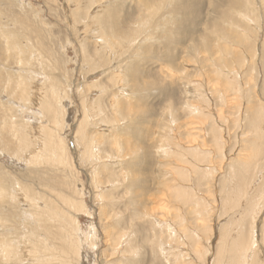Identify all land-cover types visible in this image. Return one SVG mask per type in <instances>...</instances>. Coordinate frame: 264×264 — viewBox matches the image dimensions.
<instances>
[{
	"label": "rangeland",
	"instance_id": "rangeland-1",
	"mask_svg": "<svg viewBox=\"0 0 264 264\" xmlns=\"http://www.w3.org/2000/svg\"><path fill=\"white\" fill-rule=\"evenodd\" d=\"M90 1L0 0V83H3L0 85V146L11 152L0 151V173H10L11 179L24 182L19 195L21 199L24 197L20 206L24 205L25 212L17 209L20 218L10 213V222L3 216L8 226L6 232L13 238L16 234L25 242L20 248L27 247L29 264V257H37L35 244L42 236L53 246L49 251H53L54 260L49 264H60L62 260H67L66 264H172V261L173 264L174 261L175 264H226L228 260L234 261L228 243L235 237L238 239L232 226L238 231L236 220L241 219L238 215L246 209L244 201L248 197L242 196L241 207H234L238 202L233 196V175L229 167L236 165L238 157L243 155L241 143L248 144L253 136L245 130L248 115L245 107L254 104L264 110V0H146L148 5L142 7L140 0H116L120 6L112 12L104 0L89 7ZM96 15L113 16L120 25L116 24V31L133 33L128 45L125 40L115 43V48L122 45L126 52L117 49L113 50L115 53L110 50L111 55L109 51L102 52L105 40L97 37L100 25H94ZM24 44L33 49L28 57L20 53ZM224 46L233 54L229 55ZM165 62L170 63V72H163ZM129 63L132 67L128 71ZM89 64L95 67L92 73ZM121 71L134 74L133 80L144 84L145 92L139 94L124 84L117 87L111 82L112 74ZM16 73L19 78L27 75L24 80L32 81L30 88L34 89L30 97L23 91L25 87H18L13 97L8 95L17 86L15 81L8 82L17 77ZM225 77L238 85V90L232 91V86L226 90ZM37 84L42 92L36 90ZM100 85L108 86L109 90L101 92ZM44 92L53 105L51 112L36 106L45 97ZM114 92L125 100L131 98V102L139 103H134L136 107L132 111L136 108L149 111H135L142 116L139 123L128 118L129 122H122L114 136H106L114 129L99 120H113L110 114L114 110L111 106ZM94 104L101 107L97 113L102 114L92 120ZM198 109L204 116L194 117ZM256 120L264 130L260 114ZM3 122L9 124L7 130L3 129L6 127L1 125ZM23 123L34 145L30 155L20 152L24 139H20L16 128L21 129ZM131 123H137L133 130H130ZM215 126L218 141H213ZM45 140L51 146L45 150L46 154L39 147ZM56 144L61 146L60 160L55 159L59 157L54 153ZM193 144L195 148H186ZM252 147L255 166L264 177V139L254 134ZM162 149L167 152L162 153ZM170 149L178 153L176 157H171ZM200 151L212 157L206 164L207 169L201 168L206 163L204 160H191ZM222 152L224 158L219 155ZM91 154H100L101 160H93ZM138 155L145 159L140 169L142 182L133 185L129 181L135 169L129 166L139 162ZM199 170L210 171L212 175L205 180ZM124 171L127 176L121 174ZM116 174L122 175L121 180L112 185L110 179ZM245 178L248 183L261 179ZM168 185H175L171 187L174 190L176 187L191 190L193 201L188 202L187 195L183 200H175L172 191L166 189ZM262 186H257V195L261 194ZM194 187L198 195L193 193ZM26 188L38 193L39 204L33 203L35 208L49 203L55 210L64 211L63 221H66H61L62 225L48 221L47 228L38 229L32 220L31 203L25 198L29 195ZM106 196L110 201L104 200ZM197 197L201 198L200 202ZM63 199L70 200L73 209ZM133 200L135 205L130 209L129 203ZM258 204L261 205L258 218L251 222L259 230L255 231L260 241L259 255L255 257L258 255L261 260L264 258V199ZM143 207L154 217L132 221V214L136 210L144 211ZM48 209L43 215L47 220V216L54 217ZM72 238L84 242L79 256L75 252L68 255L61 252L65 246L63 240L72 241ZM131 248H136V254L133 255ZM249 254L254 255L252 251Z\"/></svg>",
	"mask_w": 264,
	"mask_h": 264
},
{
	"label": "bare ground",
	"instance_id": "bare-ground-1",
	"mask_svg": "<svg viewBox=\"0 0 264 264\" xmlns=\"http://www.w3.org/2000/svg\"><path fill=\"white\" fill-rule=\"evenodd\" d=\"M100 1H102V0H91L90 1V6L89 7H91V6H93V5H95V4H97V2H100ZM105 1V3H107V5H109L110 4V8H109V12H112L113 10H114V8H116V7H118V6H120V5H118L119 4V2H117L116 0H104ZM216 1V0H215ZM140 2V4H141V7L142 6H147L148 5V3H147V1L146 0H140L139 1ZM77 3V2H76ZM78 4V3H77ZM187 4V3H186ZM259 4V3H258ZM79 5V4H78ZM98 5V4H97ZM82 6V5H81ZM84 6V5H83ZM85 7V6H84ZM83 7V8H84ZM86 7H88V4H87V6ZM97 7H99V6H97ZM94 8V7H93ZM89 9H91V8H89ZM215 9V8H214ZM86 10V9H85ZM143 11V10H142ZM116 13V12H115ZM114 13V14H115ZM212 13H213V11H212ZM100 14V13H99ZM107 14V13H106ZM246 14H247V12H246ZM103 15V14H102ZM153 15V13L151 14V16ZM97 17H95L93 20H96V22L94 23V25H96V26H99L100 25V27L97 29V28H95V29H97L96 30V33H97V37H101V41H104L105 40V42L103 43V48L101 49L102 50V52L104 53H106L107 54V51H109V53H110V55L111 54H113V53H111L110 52V50H115V49H117V50H119V52H126V51H124L122 48H121V46H120V48H115V43H117V41H119V40H125L126 41V43L125 44H129V41H130V37L133 35V33H127V32H122V33H120L119 31H116L115 30V28H116V26L118 25V23L116 22V20L113 18V16H111V17H105V16H102V17H99V15H96ZM248 16V15H247ZM97 18H98V20H100L101 21V23L97 20ZM90 20V19H89ZM148 20V19H147ZM264 20V19H263ZM98 22V23H97ZM98 24V25H97ZM117 24V25H116ZM107 25V26H106ZM141 25V24H140ZM142 25H144V23L142 24ZM141 25V26H142ZM95 26V27H96ZM118 26H120V25H118ZM140 27V26H139ZM133 31V30H132ZM135 31H136V29H135ZM8 32V31H7ZM137 32V31H136ZM10 33V32H9ZM8 33V34H9ZM12 34V33H11ZM132 34V35H131ZM176 34V33H175ZM5 35V34H4ZM13 35H16V34H13ZM178 35V34H177ZM189 35V34H188ZM24 36V35H23ZM23 36H22V38H23ZM134 36V35H133ZM219 37V36H218ZM145 38V37H144ZM209 38V37H208ZM229 38V37H228ZM239 38V37H238ZM97 39V38H96ZM136 39V38H135ZM134 39V40H135ZM6 40V39H5ZM184 40V39H183ZM239 40V39H238ZM17 41V40H16ZM137 41V40H136ZM240 41V40H239ZM247 41V40H246ZM15 42V41H14ZM135 42V41H134ZM175 42V41H174ZM243 43H246L245 41H242ZM28 43V42H27ZM207 43V42H206ZM29 44V43H28ZM214 44V43H213ZM23 45V44H22ZM25 45V44H24ZM183 45V44H182ZM215 45V44H214ZM21 46V45H20ZM17 47V46H16ZM16 47H14V49L16 48ZM197 47V46H196ZM227 46H224V48H225V50L227 51V53H229V55H231V54H233L232 53V50H228L229 48H226ZM235 47V46H234ZM9 48V47H8ZM22 48V47H21ZM222 48V47H221ZM128 49V48H127ZM193 49V48H192ZM232 49H234V48H232ZM19 50V49H18ZM33 50V49H32ZM31 49H30V46H28V45H25V46H23V48H22V50H21V52L20 53H22L23 54V56L22 57H24V56H26V57H28V52H30L31 54H32V51ZM235 50V49H234ZM9 51V50H8ZM224 51V50H223ZM114 52V51H113ZM115 53V52H114ZM118 53V52H117ZM34 54V53H33ZM141 54V53H140ZM195 54V53H194ZM116 55V54H115ZM152 55V54H151ZM215 55H216V53H215ZM255 55H258V52H257V50L255 51ZM101 56V55H100ZM114 56V55H113ZM155 56V55H154ZM169 56V55H168ZM34 57V56H33ZM32 57V58H33ZM156 57V56H155ZM170 57V56H169ZM168 57V58H169ZM208 57H209V55H208ZM156 58H158V57H156ZM246 58V57H245ZM26 59V58H25ZM35 59H36V57H35ZM143 59V58H142ZM186 59V58H185ZM27 60H29V58H27L26 59V61ZM108 60H109V63H111V57H108ZM107 60V61H108ZM114 60H116V59H114ZM149 60V59H148ZM176 60V59H175ZM128 61V60H127ZM126 61V62H127ZM100 62V61H99ZM99 62H98V64H99ZM116 62V61H115ZM122 61H120L119 63H121ZM163 62V61H162ZM169 62L170 63H172L171 61H170V59H169ZM175 62H177V61H175ZM22 64H23V61L21 62ZM36 63V62H35ZM170 63H169V65H168V63H166L165 62V68H163V72L164 71H166V72H170V68H172L171 66H170ZM184 63V62H183ZM161 64V63H160ZM163 64V63H162ZM187 63H185V66H188V65H186ZM127 66H129V68H128V71H129V69L132 67V65L129 63V64H127ZM138 67L140 66V65H137ZM220 66V65H219ZM226 66V64L224 65V67ZM89 69H91V73L92 72H94L93 71V69L95 68L94 67V65H91V64H89ZM118 67V66H117ZM164 67V66H163ZM116 68V67H115ZM114 68V69H115ZM120 68V67H119ZM125 68V67H124ZM174 68V67H173ZM145 69V68H144ZM175 69V68H174ZM177 69V68H176ZM185 69V68H184ZM0 70H2V69H0ZM116 70V69H115ZM114 70V71H115ZM162 70V69H161ZM220 70H221V68H220ZM107 71V70H106ZM112 71V70H111ZM123 72H124V69L122 70ZM120 72L119 74H116V73H114V74H112V77H111V82H113V83H115V85L117 86V85H119V84H124V87H127L128 89H132V91L133 90H135L136 92L137 91H139V94L140 93H144L145 92V90H146V86H144V84H142V83H137L136 81H134L133 79H134V77H135V75L134 74H128V73H126V71H125V73H123V72ZM141 71V70H140ZM143 71V70H142ZM4 72H6V71H4ZM13 72V71H12ZM20 72V71H19ZM115 72H117V71H115ZM145 72H147V71H145ZM144 72V73H145ZM232 72V71H231ZM25 73V72H24ZM23 73V74H24ZM27 73V72H26ZM174 73V72H173ZM227 73V72H226ZM230 73V72H229ZM7 74V73H6ZM17 74V73H16ZM19 74V73H18ZM17 74V77H15L14 79H12V80H10V81H8V82H13V81H15L16 82V84H17V86L15 87H12L11 89H10V92H9V94L8 95H11L12 97H13V95H14V93H15V91H16V89L18 88V87H25V88H23V91L24 92H26V96H31L32 94V89H34V88H30V86L31 85H33L32 84V81L31 82H29V80H24V77H27V75H25L23 78L21 77V78H19L18 76H20V75H18ZM22 74V73H21ZM147 74V73H146ZM12 75V74H11ZM14 75V74H13ZM12 75V76H13ZM189 75V74H188ZM35 76H36V74H35ZM141 76V75H140ZM143 77H144V75H142ZM8 77H9V74H8ZM31 77H33V76H31ZM36 78V77H35ZM39 78V77H38ZM145 78V77H144ZM226 78V77H225ZM1 79V78H0ZM8 79V78H7ZM32 79V78H31ZM227 80H228V82H226V84L223 86L226 90H227V88L230 86H232L231 88H232V91L234 90H238V85H234L232 82H230L231 80L230 79H228V78H226ZM230 80V81H229ZM2 81V80H1ZM35 81V80H34ZM4 82V81H3ZM37 82V81H36ZM138 82H140V81H138ZM2 83V82H1ZM1 83H0V85H1ZM35 83V82H34ZM38 83V82H37ZM3 84V83H2ZM224 84V83H223ZM114 85V84H113ZM6 86V85H5ZM12 86V85H11ZM35 86V85H34ZM123 86V85H122ZM3 87V86H2ZM27 87H29V90H27L26 88ZM33 87V86H32ZM92 87V86H91ZM118 87V86H117ZM124 87H122V88H124ZM42 88V87H41ZM40 88V86H38V84H37V87H36V90L37 91H39V92H42L43 91V89H41ZM93 88V87H92ZM98 88V87H97ZM99 88L101 89V92L103 91V90H109V88H108V86H106V85H100L99 86ZM125 89V88H124ZM5 90V89H4ZM3 90V91H4ZM263 90H264V86H263ZM52 91V90H51ZM50 91V92H51ZM57 91V90H56ZM49 92V91H48ZM47 92V94H49ZM134 92V91H133ZM217 92V91H216ZM52 93V92H51ZM99 93V92H98ZM125 93V92H124ZM53 94V93H52ZM208 94V93H207ZM35 95V94H34ZM38 95V94H37ZM43 95H45V97L43 96V97H41V99H40V101H39V103H37V105L36 106H40V109L41 110H48V111H52V109H54L53 108V105H51V103L49 102V101H47V99H46V92H44L43 93ZM36 96V95H35ZM50 96L51 97H53L51 94H50ZM122 96V95H121ZM9 97V96H8ZM111 97V96H110ZM113 98H114V101L113 102H111V106L112 107H114V110H113V113H112V111H111V116L113 117V120L112 121H110V122H108V121H106V120H104V119H102V118H100V120H99V122L101 121L102 123H105L106 125H109V127H112L114 130L112 131V134L111 135H107V134H105L106 136H114L115 135V130H119L120 128H121V126L123 125L122 124V122H124V121H127V122H129L128 121V118H130L131 119V121L132 120H135V119H137V121L136 122H138V121H140L141 119H142V116H140V115H137L136 114V112L135 111H139V112H143V113H146V112H148L147 110H144V111H141V110H139V109H135V110H133L132 111V107L134 106V107H136L135 106V104H139L138 102H131V101H133L131 98L129 99V100H125V98H122V97H120V94L119 93H117V94H115V92H114V95L112 96ZM143 97V96H142ZM232 96H230V98H231ZM243 97V96H242ZM208 99H209V97H207ZM222 98V97H221ZM228 98H229V96H228ZM237 98V97H236ZM9 99V98H8ZM23 99V98H22ZM53 99V98H52ZM55 99V98H54ZM57 99V98H56ZM127 99V98H126ZM140 99V98H139ZM138 99V100H139ZM238 99H239V97H238ZM7 100V99H6ZM138 100H136V101H138ZM141 100V99H140ZM233 100V99H232ZM235 100V99H234ZM38 101V100H37ZM54 101V100H53ZM239 101V100H238ZM31 102V101H30ZM97 102H99V101H97ZM204 102V101H203ZM237 102V101H236ZM244 102V101H243ZM252 102V101H251ZM250 102V103H251ZM12 103V102H11ZM10 103V104H11ZM96 103V102H95ZM193 103V102H192ZM25 104V103H24ZM29 104V103H28ZM143 104V103H142ZM148 104V103H147ZM249 104V103H248ZM26 105H27V103H26ZM95 105V104H94ZM196 105V104H195ZM96 106V105H95ZM150 106V105H149ZM149 106H147V107H149ZM232 106V105H231ZM230 106V107H231ZM20 107H23V105L22 106H20ZM98 107H99V109L101 108L100 106H96V107H93V106H91V109H92V111L94 110V113H95V115H93L92 116V120H94V119H96V118H98L102 113H100V111H99V113H97V111H98ZM239 107H241L240 105H239ZM244 107V106H243ZM110 108V107H109ZM147 109V108H146ZM149 109V108H148ZM194 109H196V108H194ZM244 109V108H243ZM245 109H246V111H247V114L248 115H246L245 116V123L247 124V126H246V129L245 130H249L251 133H252V135L254 136V134H255V136L257 137V138H262V139H264V130H263V128L261 127V125L259 124V122L260 121H258L257 122V120H256V118H257V116L260 114L261 115V117H262V121L264 122V110L263 109H261V108H256V107H254V104L251 106V105H248L247 107H245ZM243 111V110H242ZM197 112V116H195L194 115V117H196V118H198L199 116H204V115H201V111L198 109V111H196ZM44 113V112H43ZM55 114V113H54ZM215 114V113H214ZM221 114V113H220ZM225 114V113H224ZM211 115V114H210ZM209 115V116H210ZM217 115V114H216ZM241 116V115H240ZM219 117V116H218ZM206 118V117H205ZM238 118V117H237ZM242 120V119H241ZM260 120V119H259ZM240 121V120H239ZM56 122V121H55ZM117 122H119V123H117ZM200 122H201V124H203V125H205L204 124V120H200ZM241 122V121H240ZM239 122V123H240ZM117 123V124H116ZM139 123V122H138ZM242 123V122H241ZM134 124H137V123H131V126H130V130H133L135 127L133 126ZM1 125H4V126H6L5 128L3 127V129L5 130H7V126L9 125L8 123H6V122H3V124H1ZM100 128V127H99ZM141 128H143V127H141L140 126V130H141ZM16 132L17 133H20L21 135H20V139L21 140H23V142H21V144H23V147H21V150H20V152H22L23 153V151L25 152H28V155H30L31 154V150H32V147L34 146L33 145V142H31V140H29V138H28V133H27V130H26V125L23 123L22 125H21V129H20V127L19 128H16ZM112 130V129H111ZM213 130L215 131L214 132V134H216V136H215V139L213 140V141H218L217 140V138L216 137H219V132H218V130H217V128H216V126L213 128ZM253 130H254V133H253ZM43 132H44V130H43ZM102 132V131H101ZM15 136V135H14ZM88 135L87 134H85V137H87ZM253 136H252V138L250 139V141H249V143L248 144H246V143H241L242 145V151L244 152L243 153V155H240L238 158V160H237V164L235 165V164H233V165H231V167H229L230 168V175H233V179H232V186H233V190H234V192H235V194H233V196H235L236 198H237V202H238V204H237V206H234V207H241V204H243V202L241 201L242 200V196L244 197H248V198H246L245 199V203H246V209L244 210V211H241V212H239V217L241 218V219H239V220H236V221H238V223L239 224H236L237 226H238V231L236 230V229H234L235 227L234 226H232V229L233 230H235V235H238V239H236V237L235 238H233L229 243H228V247L230 248V250H231V253H232V255H233V259H234V261H227V263L226 264H264V258L262 259L261 258V260L259 259L260 257L258 256L259 255V251H258V249H257V246L260 244L259 242V237H258V235L256 236V229H257V227H256V225L257 224H255V223H252L251 221H253V222H255L256 220H257V218H258V209L261 207V205L260 204H258L259 203V200H261V199H264V186H262V187H260L259 188V191L261 192V194L260 195H257V186H261L262 184L264 185V182L263 183H261V180H264V177H262V171H260V170H257V168H256V166H255V155H254V150H253V147L251 148V146H252V142H253ZM168 143H170L171 144V142H168ZM1 144V143H0ZM29 144V145H28ZM50 143L49 142H47L46 140L44 141V142H42L40 145H42V146H39L42 150H43V152H44V154H46V152H45V150L47 149V148H50L51 146L49 145ZM195 145L193 144L192 146H188V147H186L187 149H193V148H195L194 147ZM240 146V147H241ZM68 147V146H67ZM115 147L116 148H120V146H119V143H116L115 144ZM165 148V147H164ZM38 149V148H37ZM172 149V148H171ZM171 149H170V151H169V153H170V155H171V157L172 156H174V157H176L177 156V154L178 153H176V152H172L171 151ZM61 150V146L60 145H55V150H54V153H55V155H57V156H59V157H56L55 159L56 160H60V155L58 154V151H60ZM132 150H135V149H132ZM0 151L1 152H5L6 154H11V152L8 150V148H4V149H2L1 148V146H0ZM52 151V150H51ZM62 151V150H61ZM30 152V153H29ZM161 152L162 153H166L167 151L165 150V149H162L161 150ZM218 152V151H217ZM241 152V151H240ZM220 153V152H219ZM20 154V153H19ZM181 154V153H180ZM240 154V153H239ZM92 155V159L93 160H95V161H100L101 159L99 158V156H100V154H91ZM222 158H224V156H223V152L221 153V154H219ZM13 156H14V153H13ZM187 156V154H184V157H186ZM138 159H139V162H134L131 166H129V167H133L134 169H135V171H134V175H132V177H130V183H132L133 185H136V183L137 182H139V183H141L142 182V180H141V173H140V169H142L141 168V164L142 163H144L145 162V159L144 158H142V157H140L139 155H138V157H137ZM210 158H212L210 155H206L205 154V152H202V151H200V153L199 154H193V156H191V160L193 161V162H199V161H203L204 160V162H206L204 165H202V167L201 168H203V169H207L208 168V162H209V159ZM160 159H161V157H160ZM183 160H184V163H186V158H183ZM171 162V161H170ZM100 163V162H99ZM207 164V165H206ZM103 166H107L106 165V163H103L102 164ZM184 170H182V171H179V172H183ZM199 171H201V172H203V178H205V180H206V178H208L209 176L211 177V175H212V173L210 172V171H208V172H204L203 170H199ZM99 172V170L98 169H96V173H98ZM229 172V171H228ZM169 173L172 175L173 173H171L170 171H169ZM187 173V171L186 172H184V174H186ZM8 174H10V173H6V172H1L0 173V264H5V263H8V264H29V261L27 260V258H28V256H29V254L27 253V247H25L24 246V248H23V250L25 251H23V250H21V248H20V245L21 244H25V242L23 241V240H21L20 238H18L17 236H16V234H15V237L16 238H13L11 235L9 236V234L6 232V229H8V226H7V223H5L6 221L7 222H10L11 221V219H12V216H11V214L10 213H13V215H17L19 218L21 217V214L20 215H18V213L20 212V211H22L23 212V214H25V212L23 211V206L21 207L20 205H21V203H24V197L22 198L23 199V201H22V199L20 198V195H19V189H20V187L22 186V184H24V182L21 184L20 182H19V180L18 179H11V177H9V175ZM123 176H127L128 174L124 171V172H122L121 173ZM121 174H116L115 176H113L112 177V180L110 179V181L113 183L112 185H114V183H117V181H120L121 180V177H122V175ZM187 180L186 181H188V177H189V175L187 174ZM245 177H250L249 179L250 180H256L257 178H261V179H259L258 181H249L250 183H248V182H246L245 181ZM21 179V178H20ZM172 179V178H171ZM204 180V181H205ZM171 181V180H170ZM238 181V182H237ZM172 182V181H171ZM226 182V181H225ZM240 182H241V185L239 186V184H240ZM173 184V183H172ZM171 187H175V185H168V186H166V189H169V190H171L172 191V196H173V198L175 199V200H183V196L184 195H187V200H188V202H192L193 201V199H194V196H193V194H192V192H191V190H186V189H184L183 187H176L175 188V190L174 189H172ZM222 187H223V190L225 191L226 190V187H225V183L222 185ZM188 188V187H187ZM32 189V188H31ZM196 188L194 187V189H192V191H193V193H195L196 195H198L197 193H196V190H195ZM26 190H27V188H26ZM27 192H28V196H25V198H27L28 199V202H30L31 203V207L33 208V210L32 209H30V210H32L31 212H32V214L31 215H33V221L35 222V224H36V227L38 228V229H41V227H42V229L43 228H47L46 227V225L45 224H49L50 222H53V223H58V225L59 224H61L62 222L61 221H63V219L65 218V215H64V211H62V210H58V209H56L55 210V208H54V206H52V205H50L49 203H46V202H44V204L43 203H41V204H43V205H38L37 206V208H35L34 207V204L33 203H35L36 202V204H39V202H38V200H37V192L35 191V193L33 192H29L28 190H27ZM24 193H26V192H24ZM32 193V194H31ZM224 195V194H223ZM249 195V196H248ZM42 196V195H41ZM103 196V195H102ZM105 196V195H104ZM107 197V196H106ZM104 197V200H106L107 201V199H108V201H110L109 200V198L107 197ZM138 197H139V195H138ZM138 197H137V199H138ZM166 198V197H165ZM130 198L127 196V200H129ZM197 199H198V201L200 202L201 201V198L200 197H197ZM66 206H69L70 208H72L73 209V206H72V204H71V202H70V200H67V199H63V201H62ZM135 201L133 200L132 202H130L129 203V206H130V209H133V207H134V205H135V203H134ZM199 202H196V203H198V205H201ZM245 203H244V205H245ZM28 204V203H27ZM61 204V203H60ZM60 204L58 205L59 206V208L60 207H62V206H60ZM49 205L53 208H51V207H49ZM154 207V206H153ZM233 207V206H232ZM20 208V211L17 213V209H19ZM49 208V209H48ZM144 208V211H142V212H139V211H135V213H133L132 214V218H131V220L133 221V220H135V219H141V220H144V221H146V219H149L148 217H154V215H153V213L148 209V211L146 210V208L147 207H143ZM229 208V207H228ZM11 209V210H10ZM46 209H48V211L47 212H49V215H54V217H48L47 215V218H48V220L45 218V217H43V215H45L44 214V211L46 210ZM241 209V208H240ZM244 209V208H243ZM251 209V210H250ZM12 210H14V211H12ZM249 210H250V213H249ZM86 211V210H85ZM84 211V212H85ZM257 211V212H256ZM245 212H247V213H245ZM260 212V211H259ZM200 213H202V211H200ZM245 213V214H244ZM254 213V214H253ZM205 214L207 215V214H209V213H207V211L205 212ZM134 215H136L137 217H133ZM246 216L247 218H249L250 219V221L249 220H247V219H244L242 216ZM3 216H4V218L6 219V221H3ZM29 217V216H28ZM237 217V216H236ZM16 218V217H15ZM14 218V219H15ZM13 219V220H14ZM17 219V218H16ZM66 219V218H65ZM19 220V219H18ZM27 220V219H26ZM60 220V221H59ZM151 220H152V218H151ZM32 221V222H33ZM48 221H50V222H48ZM66 220H64L63 222H65ZM148 221V220H147ZM244 221H246V224H244ZM13 222V221H12ZM19 222V221H18ZM76 222V221H75ZM68 223V222H67ZM23 224H24V222H23ZM34 224V223H33ZM233 225L235 224L234 222L232 223ZM10 225H12V224H10ZM15 225H17V224H15ZM30 225V224H29ZM44 225V226H43ZM62 225V224H61ZM60 225V226H61ZM63 225H64V223H63ZM14 226V225H13ZM20 226H21V224H20ZM59 226V227H60ZM63 227V226H62ZM15 228V227H14ZM108 228V227H107ZM161 228V227H160ZM12 229V228H11ZM110 229V228H109ZM108 229V230H109ZM16 230V229H15ZM62 230V229H61ZM107 230V231H108ZM123 230V229H122ZM257 231H259L258 229H257ZM27 232V231H26ZM35 232H36V230H35ZM263 232H264V230H263ZM107 233V232H106ZM109 233H110V231H109ZM11 234H13V233H11ZM32 234H35V233H33L32 232ZM31 234V235H32ZM258 234V233H257ZM23 237V236H22ZM27 236H25V239L27 240V238H26ZM30 237V236H29ZM107 237V236H106ZM41 238H43V240L41 241L40 239ZM41 238H39V240L37 241V243L35 244V250H36V253H37V257L36 258H33V259H31V257H29L30 258V263L32 264V263H34V264H49V263H51V261H53L54 260V254H53V251H49L50 249H53V246L49 243V239L48 238H46V237H44V236H42ZM68 238V237H67ZM242 238H245V239H242ZM148 240V239H147ZM63 242L65 243V246H64V250H61V252H64V255H68V253H72V252H75V253H77L78 254V256L79 255H81V249L83 248V244H84V242H82L81 241V239L80 238H78V239H73L72 238V241L71 240H69V239H65V240H63ZM110 242V241H109ZM147 242V241H146ZM111 243V242H110ZM263 243H264V241H263ZM108 245H109V243H107ZM116 244V243H115ZM154 244V243H153ZM107 245V247H109ZM155 245V244H154ZM153 245V246H154ZM163 245V244H162ZM162 245L160 246L159 245V247H162ZM264 245V244H263ZM23 246V245H22ZM113 246H117L118 247V245H113ZM145 246V245H144ZM148 246V245H147ZM260 246V245H259ZM264 247V246H263ZM114 248V247H113ZM155 248H157L156 247V245H155ZM260 248V247H259ZM72 249H74V250H72ZM109 249H110V247H109ZM261 249V248H260ZM72 250V251H71ZM136 250V248H131V251H132V253H133V255L134 254H136L135 251ZM137 250H138V248H137ZM264 250V249H263ZM109 251V250H108ZM107 251V252H108ZM135 251V252H134ZM142 251V250H141ZM252 251V253L254 254V255H250L249 253ZM51 252V253H50ZM262 252V251H261ZM140 253V252H139ZM138 253V254H139ZM258 253V255H257V258L255 257L256 256V254ZM137 254V255H138ZM144 254V253H143ZM179 254V253H178ZM177 255V254H176ZM264 255V254H263ZM174 256H175V254H174ZM180 256V255H179ZM27 257V258H26ZM178 257V255L176 256V258ZM254 257L257 259H254ZM115 258V257H114ZM171 259H173L174 260V258H171ZM130 260V259H129ZM128 260V261H129ZM176 260V259H175ZM172 261V260H171ZM170 262V261H169ZM67 263V260H62L61 261V263L60 264H66ZM172 264H173V261H172ZM174 264H175V261H174Z\"/></svg>",
	"mask_w": 264,
	"mask_h": 264
}]
</instances>
